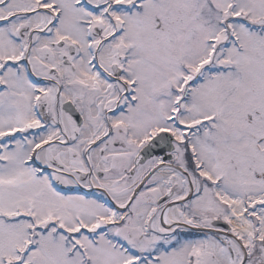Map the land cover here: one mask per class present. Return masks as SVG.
Listing matches in <instances>:
<instances>
[{"label": "snow or ice", "instance_id": "snow-or-ice-1", "mask_svg": "<svg viewBox=\"0 0 264 264\" xmlns=\"http://www.w3.org/2000/svg\"><path fill=\"white\" fill-rule=\"evenodd\" d=\"M0 264H264V0H0Z\"/></svg>", "mask_w": 264, "mask_h": 264}]
</instances>
